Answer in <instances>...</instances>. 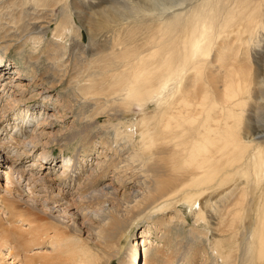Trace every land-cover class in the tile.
I'll list each match as a JSON object with an SVG mask.
<instances>
[{"label": "bare ground", "instance_id": "obj_1", "mask_svg": "<svg viewBox=\"0 0 264 264\" xmlns=\"http://www.w3.org/2000/svg\"><path fill=\"white\" fill-rule=\"evenodd\" d=\"M29 1L46 11V19L33 18L28 34L34 51L25 65L28 72L0 57V76L9 79L3 82L0 99L15 94L13 82L21 81V74L30 78L28 88L34 83L47 86L37 96L65 85L67 76L57 69L63 67L70 47L81 53L75 64L80 77L71 80L73 88L65 89L68 95L58 93L60 108L62 103L70 104L66 99L74 91L98 107L111 101L116 106L108 112L110 118L135 109L139 115L124 132L117 128L112 133L111 123L98 128L90 122L74 126L63 147L78 138L81 147L55 179L40 171L16 172L29 182L30 203L41 204L48 219L69 223L66 209L77 197L81 206L94 210L97 222L88 239L73 220L66 226L74 235L55 225L47 227V232L55 233L47 237L54 240L50 244L56 256L41 260L25 256L23 264H115L117 260L137 264L132 254L142 243L130 241L122 256L123 244L142 220L153 222L154 235L143 233L151 239L156 235L160 245L148 243L141 264H239L240 259L241 264H264V128L257 133L250 126L258 121L256 117H264V0H0V39L10 31L6 21L20 23L28 18ZM58 7H63L61 18ZM53 22L56 28L49 40ZM29 28L27 23L25 30ZM82 29L88 34L87 46ZM72 35L76 38L70 40ZM43 54L52 69L43 67ZM22 103L24 108L19 106ZM151 105L154 111L146 113ZM18 106L15 128L29 138L27 147L44 148L40 167L52 166L53 154L45 149L55 134L48 126L59 121L60 112L45 113L30 135L26 119L52 106L32 98L16 101L13 108ZM99 115L93 117L95 122ZM47 137L49 142L43 143L41 139ZM11 140L0 142L3 158L6 144L21 143ZM94 152L98 156L94 162L91 159L90 174L86 172L90 161L80 167L85 174L70 169L78 158ZM74 186L78 188L73 194ZM180 206L189 207L196 226L202 223L205 230L193 229L189 235L174 227L172 219L158 222ZM9 212L20 222H32L27 211ZM179 220L185 224V218ZM5 223L0 216V251L17 243L18 253L12 256L29 252L42 238L34 233L33 240L20 242L4 229Z\"/></svg>", "mask_w": 264, "mask_h": 264}, {"label": "rangeland", "instance_id": "obj_2", "mask_svg": "<svg viewBox=\"0 0 264 264\" xmlns=\"http://www.w3.org/2000/svg\"><path fill=\"white\" fill-rule=\"evenodd\" d=\"M88 1L97 2L98 0L97 1L96 0H88ZM36 10L37 9L34 7L33 2L29 1L27 3V8L25 9V14L27 13L26 16L28 15V18H26L25 21H22L20 23L6 21V23H8V27L10 28V31L8 32L7 37L4 40L0 39V57L2 56L6 60L7 63H13V65H15V67L17 69H23L24 72H28V70H26V68H25V65L27 63V59H28L29 55L34 51V49H33L34 45H32L33 42L31 41V36H30V34H28L31 30V25L35 22V19H33V18H35L37 16L39 18L40 17L43 18V16H44L46 19V15H47L45 13L46 11H44V10L43 11L39 10V9L37 11ZM30 14L33 17H31ZM56 14L59 18H61L63 15V7H58V9H56ZM0 16H2L1 12H0ZM42 18L38 19V21L43 20ZM27 23L30 25L28 32H27V30H25V26H27ZM51 24L52 25L50 26V28L48 30V34H47L48 35L47 37L49 40H51L53 38L52 35L54 34V31L56 28L55 22H53ZM77 25L79 26L78 21H77ZM82 30L84 33V43L87 46V44L89 42L88 34L84 29H82ZM0 35H1V33H0ZM75 38H76V36L72 35L70 40H73ZM70 40H69V42H70ZM3 41H5L6 43L8 42L6 46L2 45ZM24 41H27V42L25 43ZM71 43H72V41H71ZM46 55L43 54V57H42L43 67L49 66V68L52 69L54 67V65L52 64V62H50V61L48 62L46 60ZM80 55H81L80 52H75L74 49L71 50V48L69 47V51L66 53V55L64 57L63 67L66 70L63 67L60 69H57L58 71H60V74H64L65 77L67 76L66 80H65V85L59 86L57 90L52 92V94H45L42 96H37L36 92L39 89H44L47 86L46 85L40 86V85H36L34 83V84H32L33 86L31 88H28L27 85L29 83H31L30 78L28 76H26V74H21V77H22L21 81L16 80V82H13V84H14L13 86L15 87L14 88L15 94H13L11 96H10V94H5L4 97L0 99V105H3V107L6 108V112H7L6 113L3 110V108H0V131H1L0 132V142H2L3 139L10 140V141H12L11 139H15L16 141L21 142V143H19L20 145H16L14 147H11V145L9 146V144H6L7 148L4 149V153H2V155H6L7 157L3 158V156L0 155V200L4 199L3 202H0V216H2L4 222H8L7 224L5 223L4 229H7L10 233H12L13 237L18 238L20 242H27V240H33V234L34 233L39 234L42 237L39 240V242L33 243L31 245L29 252L22 254V256H20V257L12 256L13 254L17 255V253H18V248H17L18 246H16L17 243H12V244L9 243L8 246L7 245H5L4 247L2 246L1 251H0V264H10V263H12V264H23V262H25V256L35 258L36 260H41L42 256H51V255L56 256L55 248L53 247L52 244H50L51 242L54 241L51 238L55 235V233H54V231H52L53 229H51L49 232H47L46 231L47 227H51L52 225H55V228L58 229L59 231H61V232L63 231L66 234L74 235V234H71L72 232H70V230H68V227L66 226V225H71L70 220H73L75 222V224L77 225V227L82 231L83 238L88 239V237H90L92 234V230L97 225V222L95 220L94 210L90 209L89 207L87 208V207L81 206L80 202L77 200V197H75V199H74L75 201H73L71 203V206L66 209V210H68V212L70 211V214L68 215L69 221L68 220L66 221L69 223H66L65 225H61V224H59V222L57 223L56 220L48 219L47 218L48 216H47L46 211H45L46 209H43L41 204L32 205V203H30V200H32L33 195H32V191H31V187L29 186V182L26 180V178H21V175L19 173H16L17 171H23V170L40 171L41 174H43V176H48L49 179H55L59 175H61L65 171L63 166L65 164H66V167H67V165H69V163H67V161L70 158H72L74 153L77 152L79 150V148L81 147V145H80L81 138H78L73 143H70L66 147H63V144L67 141V138L71 134L69 132H72L78 124L81 125V124L86 123L87 125H90V124L95 123L97 125L96 127L98 128L99 125L104 126V125H108V123H111V125L113 124L112 125L113 128L110 130L112 133H115L116 131H114V130H116L117 128H118V130H121V132H124L126 130L125 128L128 125H130L133 122H136L135 120H137V117L139 115L138 109H135V111L131 112V113L130 112H122V115L110 118L108 116L109 115L108 112L116 106V105H111V101L110 102H104L101 104V106L98 107L94 103H91L90 101H87L86 99H84V97H82L81 93L74 92V91H70V94H71L70 96H72V98L67 96L68 99H66L67 101L69 100L68 102H70V104H68V106H70V108L68 106L65 107L64 103L61 104L62 105L61 108L59 107L60 106V103H59L60 97L58 96V93L62 91V93L64 95H68L69 93H68V91H65V89H68V86H70V88H73L71 85V80L72 79L77 80L80 77L78 75V68H76L78 66L75 65L76 62L77 63L79 62V56ZM71 57H72V59L70 62L73 61L72 66H70V63H68V60ZM66 64H68V65H66ZM73 65H74V67H73ZM68 66H70L71 68L70 67L67 68ZM68 70H69V72H68ZM72 70L73 71L77 70V71L73 72ZM71 72H73V73H71ZM12 73H14V72H12ZM75 73H77L76 74L77 76L75 75ZM72 76L74 78H72ZM7 78H8L7 75L6 76L5 75L0 76V80H1L0 92H3V89H2L3 88V82L4 81L9 82V79H7ZM17 86H19V88H17ZM24 90H26V91L24 92ZM12 91H14V90H12ZM50 95H52V96L50 97ZM81 97L83 98V100ZM29 98H32L37 102L41 101L42 104H46L47 106L49 105L50 107L51 106L53 107V108L51 107V109L47 112L45 111L46 109H43L41 112H39V114H37L39 116L35 115L34 117L32 116V117L26 119V122L29 121L27 133H29L30 135H32L36 131V127L39 124V121L44 119L45 113L46 114L47 113L56 114L57 112H60L61 116H59L57 118L59 121H54L55 123L53 124V126H48L49 129H51V131L55 134L53 136V140L51 141L52 143H49L48 148L45 149L46 152L49 151V152H52V154H53L52 159L55 160V163L51 164L52 166L43 165L44 168H43V166L40 167L39 162H41V160L39 159V155L42 154L44 148L39 147L33 151L31 149V147H27V145H29V144H27V141L29 140V138H26V137L23 138L22 133L19 131V128L18 127L15 128V124H14V122H15L14 119L16 118V116H15L16 112L15 111L16 110L19 111L18 110L19 106H21V108H24L25 106H24V103H22V104H19L18 107H15L16 109H14L13 107L16 105V101L28 100ZM56 104H58V107L60 109L58 107L54 108V106ZM84 105L87 107H85ZM33 106H34V103L32 104V107ZM73 106L74 107L76 106V107L74 108ZM93 106H95V107H93ZM12 108H13V110H12ZM84 108L87 110H85ZM149 108L150 109H148V111L146 113H150V112L154 111V109H155L154 105H151ZM55 111H56V113H55ZM66 114H68V115H66ZM71 114L73 117L71 116ZM97 114H100V115H99V118L95 122L93 117ZM84 116H86V118H83ZM88 117H89V121H87ZM105 118L106 119L108 118V119L106 120ZM256 119L258 121H253L250 124V126L252 129H255L257 133H260L261 132L260 128H262V130L264 128V122H262V121H264V117L260 116L259 119H258V117H256ZM4 120H6L8 122H3ZM89 122H90V124H88ZM115 126H116V128H115ZM7 134H9V136H7ZM2 135H4V136H2ZM64 135H66V136H64ZM58 138H59V140H58ZM24 141L26 143H23ZM41 141L43 143H47V142H49V138L48 137L45 139L43 138V139H41ZM13 143L15 144L16 142H13ZM23 152L24 153L29 152V154L28 155L22 154ZM96 156H98L97 152L89 154V157H87V155H83V156H81V158H78L77 161L75 163H73V165L70 164V167H72L70 169L71 170L78 169L79 173L85 174L80 170V167L85 165L86 162L88 163L90 161V165L88 166L87 171H86L88 174H90L92 172L91 168H94V166L91 164V161H92L91 159H93V162H94V160L96 161ZM46 161H47V159H46ZM97 161H98V159H97ZM35 163H38L39 165H36ZM70 174H68V176H70ZM69 181L73 185H77L76 181H71V180H69ZM111 182L112 181L110 180V182H106V183H111ZM77 188H78V186H76V187L74 186L73 194L76 192ZM22 190L25 191V194H22ZM67 197L70 198L71 196H67ZM12 209L18 210L21 212L27 211V219L31 220L32 222L31 223L28 221L27 222H20L16 218H13L9 212V210H12ZM179 209L180 210H176V211H174V210L168 211L166 213V215L160 217V220H158V222L159 223H165V222H168L172 219V220H174L173 221L174 227H179L183 232L185 231L186 233H189V235L194 232L193 229H197V230L199 229V231L205 230L206 227H204L203 226L204 224H202V223L199 224L198 226H196L193 213L189 209V207L180 206ZM43 211H45V212H43ZM85 211L88 213L85 214L84 213ZM29 212H32L33 214H28ZM176 212L179 214H177ZM72 214H75V215L72 216ZM92 215H94V216H92ZM57 217H59V215H57ZM179 217L186 219L185 224L181 223V221L179 220ZM151 224H153V222L151 223V222L143 221V220L135 223V225H134V227L131 230V233L129 235L130 238L128 237L129 240L125 241L123 244L125 251H123L122 256L125 255L126 250L130 246L131 242L135 241L136 242L135 244L142 243L141 245H137V247H134L136 252L132 254V256L134 257L132 259L133 260L135 259L137 261V264L142 263V259H144L143 253H144L145 249L148 247V243L151 242V244L153 243V245L157 244L156 235H155V237H152V239H151V238H146L145 233H143L144 231L150 232V233L151 232L153 233L155 231L151 227L152 226ZM47 235H49L48 237H51V238L49 239L47 237ZM153 235H154V233H153ZM142 236H143V238H142ZM206 244L207 243L205 242V245ZM157 245H160V244H157ZM57 254L60 255V253H57ZM23 257H24V259H23ZM138 260L139 261L141 260V262L139 263ZM241 262L242 261L240 259L239 264H241ZM115 264H118V260L116 261Z\"/></svg>", "mask_w": 264, "mask_h": 264}]
</instances>
